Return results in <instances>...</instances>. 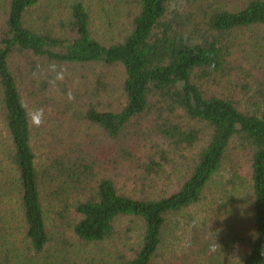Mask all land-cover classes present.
<instances>
[{"label":"trees","instance_id":"1","mask_svg":"<svg viewBox=\"0 0 264 264\" xmlns=\"http://www.w3.org/2000/svg\"><path fill=\"white\" fill-rule=\"evenodd\" d=\"M41 1L5 0L7 15L0 32V115L9 141L8 149L0 150V155L9 162L8 171L17 175L25 240L39 257L37 262L29 259L31 264H58L47 249L51 208L79 243L97 247L115 241L107 258L99 251L87 264H152L170 220L200 205L223 171L230 175L226 187L232 192L241 190L246 182L251 189V227L240 230L231 226L222 231L223 251L238 254L232 264H264V73L257 83L259 109L255 112L242 110L231 97L208 96L203 89L204 81L231 73V58L242 45L240 36L246 37L253 29L264 30V0H245L233 9L210 0H186L185 5L180 0H135L131 31L110 45L93 36L89 12L81 2L71 7L70 36L57 37L27 26V14ZM170 5H175L172 11ZM14 53L31 54L58 66H121L126 105L115 111L91 107L84 118L117 141L134 122L156 113L158 134H154L168 149L191 150L206 143L189 177L176 192L148 200L120 194L111 179H97L91 167L79 162L68 160L71 165L67 167L59 157L45 179L38 168L27 110L10 64ZM210 65H214L211 70ZM97 83L95 91H107L102 80ZM155 149V155L167 162L168 151L160 145ZM243 157L249 162V180L242 176ZM147 169L158 176L166 174L164 164L152 156ZM12 186L9 180L5 189L0 188V198H6L14 190ZM47 190L50 203L44 199ZM126 218L141 221L143 227L131 255L123 253L119 245L125 248L127 244L117 238L118 223ZM200 220L191 217V250L198 256L213 245L205 224H197ZM5 228H0V237L7 250L12 235Z\"/></svg>","mask_w":264,"mask_h":264},{"label":"rangeland","instance_id":"2","mask_svg":"<svg viewBox=\"0 0 264 264\" xmlns=\"http://www.w3.org/2000/svg\"><path fill=\"white\" fill-rule=\"evenodd\" d=\"M180 1L185 5L186 0ZM242 1L245 0H210L211 3L229 9ZM77 2L83 3L88 10L92 34L101 43L110 45L122 41L131 31L135 15L132 5L135 0H42L27 14L26 24L41 33L57 37L70 36L71 7ZM6 13L5 0H0V32L5 26ZM245 36H240L242 45L231 58V73L224 78L204 81L203 89L208 96L231 97L239 103L242 110L255 112L259 109L257 83L263 79L264 73V30L253 29L247 31ZM10 64L27 112L34 108L45 110V122L41 127L34 128L30 123L38 168L44 176L55 157H59L60 162L67 167L71 165L68 160L71 163L79 162L91 167L97 179H111L120 194L139 200L158 199L180 188L197 162L201 148L206 144L203 142L191 150L168 149L155 136L158 134V116L154 112L134 122L124 137L117 141L110 139L102 129L85 119L84 116L91 107L99 111H115L126 105L127 98L121 88L125 75L121 66L106 68L56 65L57 71L65 69V75L53 88L49 80L54 73L49 71L51 63L47 60L35 58L31 54L22 56L14 53ZM100 80L106 84L107 91H95ZM69 92L74 96L72 101L67 98ZM7 143L9 141L0 115L1 152L8 149ZM155 145L168 151L167 162H162L155 155ZM124 150L130 154H124ZM150 156L164 164L166 174L158 176L147 169ZM0 157V188L5 189L9 180L12 187H15L6 198H0V228L3 230L6 225L4 231L12 235L9 244L11 249H7L11 254L5 250L4 245H7L0 237V264H31L29 259L37 262L39 257L30 251L25 240L20 195L16 188L17 175L15 171H8L9 162L4 160L5 155ZM240 167L243 169L242 176L249 180L250 169L246 157L242 158ZM229 178V173L223 171L215 178L200 205L170 220L163 244L152 264L236 262L238 254L223 251L225 243L221 242L224 238L222 231L231 226L240 230L251 227V189L249 182H246L248 185L232 192L226 187ZM45 194V203H50L49 191ZM49 216L51 220L47 221V225L51 242L47 249L53 252L51 255H54L53 261L56 263L87 264L99 251L106 258L114 251L115 241L97 247L79 243L69 226L59 220L52 208ZM191 217L201 219L197 224H205L209 234L207 238L213 240V245L204 249L205 255H192ZM142 229L141 221L130 218L119 221L117 238L127 244L125 248L121 243L119 245L123 253L131 255L137 249Z\"/></svg>","mask_w":264,"mask_h":264},{"label":"clouds","instance_id":"3","mask_svg":"<svg viewBox=\"0 0 264 264\" xmlns=\"http://www.w3.org/2000/svg\"><path fill=\"white\" fill-rule=\"evenodd\" d=\"M174 8H175V5H170L169 11H172ZM212 67H214V65H210V70ZM49 71L54 73V76L52 77V79L49 80V84L50 86L55 88L57 81H62L64 79L65 69L61 68L59 71H57L56 64L52 63L49 65ZM67 98L69 101L74 100V96L72 95L71 92L67 94ZM27 117L32 127L39 128L45 122V110L43 108L31 109L30 111L27 112Z\"/></svg>","mask_w":264,"mask_h":264}]
</instances>
